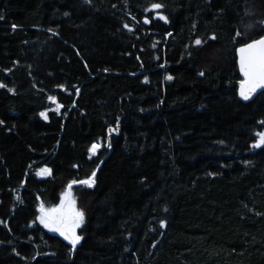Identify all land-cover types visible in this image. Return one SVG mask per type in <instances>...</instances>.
Masks as SVG:
<instances>
[{"label": "trees", "instance_id": "obj_1", "mask_svg": "<svg viewBox=\"0 0 264 264\" xmlns=\"http://www.w3.org/2000/svg\"><path fill=\"white\" fill-rule=\"evenodd\" d=\"M263 36L264 0H0V264H264Z\"/></svg>", "mask_w": 264, "mask_h": 264}, {"label": "snow or ice", "instance_id": "obj_2", "mask_svg": "<svg viewBox=\"0 0 264 264\" xmlns=\"http://www.w3.org/2000/svg\"><path fill=\"white\" fill-rule=\"evenodd\" d=\"M154 7L159 8L160 5H155ZM196 43L199 44L200 41L197 40ZM240 53H241L240 67H241V71L243 72L246 78L245 83L248 85L247 89H245L242 86L241 95L244 97V99H248L249 93H251L258 87H264V39H261L255 43H251L246 48H241ZM168 78L171 79V77ZM50 99H52L53 103L56 102L54 98H50ZM42 115H45L46 118V114H42ZM260 143L264 144V135H261ZM259 146L260 144L254 145V147H259ZM96 148L97 145L92 146L93 153L96 151ZM84 183L90 185L92 181H85ZM52 211L56 212L59 210L53 209ZM76 215L82 219V213H76ZM41 222L42 223L45 222L44 217L41 218ZM54 230H58V229H54ZM66 238L70 239L73 245L78 243L80 239L79 237H76L74 233Z\"/></svg>", "mask_w": 264, "mask_h": 264}, {"label": "water", "instance_id": "obj_3", "mask_svg": "<svg viewBox=\"0 0 264 264\" xmlns=\"http://www.w3.org/2000/svg\"><path fill=\"white\" fill-rule=\"evenodd\" d=\"M261 39H264V36L261 37V38H258L256 40H253V41H251V42H249V43H247L245 45H242V46H240L237 49L239 70H240V73H241V75L243 77V81L239 85L238 93H239V96L245 101L254 100L259 94H261L264 91V87H258L254 91L249 93V98L248 99H244V97L241 95L242 86L245 89H247L248 85L245 83L246 78H245L243 72L241 71V67H240V59H241L240 49L241 48H246L249 44L255 43V42H257V41H259ZM68 198H69V191H68L67 199L64 202V204L62 205V207L61 208H57L59 211L53 212L51 216H48V214H45V216L47 217L48 221L50 222V226H54L57 229H59L61 236L65 240H67L71 245H73L71 243L70 239H68L66 237L71 236L73 233L77 237V230L72 225L75 224L78 221V216L73 211H69V212L66 211V204H67ZM66 215H67V218L65 219ZM65 220H66V222H65ZM76 246H77V243L75 245H73L74 248Z\"/></svg>", "mask_w": 264, "mask_h": 264}, {"label": "rangeland", "instance_id": "obj_4", "mask_svg": "<svg viewBox=\"0 0 264 264\" xmlns=\"http://www.w3.org/2000/svg\"><path fill=\"white\" fill-rule=\"evenodd\" d=\"M61 107L60 106H56V109H60ZM43 114H46V116H47V112L45 111ZM44 117H45V115H43ZM93 145H97V148H96V151L93 153V151H92V146ZM92 146H91V148L89 149V153H88V155H89V157L90 158H94L96 155H97V153H98V151L103 147V143H102V141H99V142H97V143H94ZM45 170H47V171H45ZM36 173H37V176H38V178H48V177H50L51 176V174H52V169L49 167V166H42V167H40V168H38L37 169V171H36ZM62 206L60 205V208H61ZM66 211L67 212H69V211H73L74 213H77L76 212V209L74 208V206H73V204H72V202H69L68 203V205L66 206ZM52 210H48V212H47V214H48V216H51L52 215ZM82 223H83V216H82V219L80 218V217H78V221L75 223V224H73L72 226L76 229V230H78L81 226H82ZM46 225H48L49 226V228L53 231V232H55V233H60V231H59V229L58 230H54V229H57L56 227H54V226H50V222L47 220L46 221V223H45ZM77 224H78V226H77Z\"/></svg>", "mask_w": 264, "mask_h": 264}, {"label": "flooded vegetation", "instance_id": "obj_5", "mask_svg": "<svg viewBox=\"0 0 264 264\" xmlns=\"http://www.w3.org/2000/svg\"><path fill=\"white\" fill-rule=\"evenodd\" d=\"M67 218V215L65 216V219ZM65 222H66V220H65Z\"/></svg>", "mask_w": 264, "mask_h": 264}]
</instances>
